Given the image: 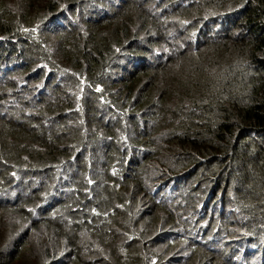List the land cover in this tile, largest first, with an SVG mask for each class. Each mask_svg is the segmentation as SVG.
Segmentation results:
<instances>
[{
  "label": "trees",
  "instance_id": "trees-1",
  "mask_svg": "<svg viewBox=\"0 0 264 264\" xmlns=\"http://www.w3.org/2000/svg\"><path fill=\"white\" fill-rule=\"evenodd\" d=\"M168 2L0 0V264H264V0Z\"/></svg>",
  "mask_w": 264,
  "mask_h": 264
},
{
  "label": "rangeland",
  "instance_id": "rangeland-1",
  "mask_svg": "<svg viewBox=\"0 0 264 264\" xmlns=\"http://www.w3.org/2000/svg\"><path fill=\"white\" fill-rule=\"evenodd\" d=\"M6 0H3V2H5ZM119 2H122V1H125V0H118ZM149 1H152L154 6L156 7V10L159 12H161L162 14L164 13H167V12H171L173 9H174V5L173 3H170L168 2V0H149ZM188 2H186V0H180L181 4H185V3H192V2H196V1H199V0H187ZM162 19H164V16H162ZM231 23L230 21L229 22H226V26H230ZM50 29H52V25L49 26ZM210 28V25H207L205 26V29L208 30ZM206 38V32L203 34L202 36V39ZM183 43V39L180 38V44L177 46V49H179L180 51L181 50H184V49H187L188 46L186 47H183L184 45H182ZM174 48V47H173ZM15 62H18V61H15ZM7 60H0V82H11V81H14L16 80V74H14V71L16 69H20L21 70H27L28 68L25 66L27 63L31 64V69H32V72H33V76H36L38 74V70H37V65L36 63H33L31 62L28 58L27 59H19V62L20 63L19 65L17 66H13L10 73L7 74L5 72V69H6V65H7ZM49 75L51 76L52 73H56L53 69L51 71H49ZM5 76H3V74H5ZM56 83L60 82L62 84H64V87H68V82L62 77L60 79H57V77L55 78L54 80ZM23 82H26L25 80ZM49 83V82H48ZM45 84L42 86V93H45V94H50L51 90H52V87L49 86V84ZM23 84V83H22ZM54 84V83H53ZM23 85H26V84H23ZM20 90V89H18ZM3 92L1 89H0V111L1 112H5V114H2V115H7L9 114V110H17L15 108L21 106V103L22 101H25V100H31L33 98H31L34 93H31L30 91H17V92H14L13 96H3ZM36 93H41V92H36ZM12 107H15L13 109H11ZM10 116V115H9ZM229 189H226L224 190L225 191H228ZM15 198V195H11L9 196V199L8 201H6V207L8 208L10 205L7 204L9 201H13ZM188 203H185L184 206H187ZM4 204L1 202L0 203V239L3 237L4 235V232H5V229H7L8 226H10L12 223H11V219L9 218V215H8V212H6L4 210V208L6 207H3ZM218 208H220L219 206H217ZM163 213L160 212L159 215H162ZM225 216L227 219H232V218H236L234 217L235 214H231L228 210L225 211ZM237 219V218H236ZM239 221V219H237ZM41 229H37V232L33 233L26 245H24L25 247H23L21 249V251L19 252V257L18 258H15V257H12L10 259H5V262L4 264H29V262H35L36 261V258H37V255H38V241L41 240V237L39 236V232ZM175 230H181L182 229L180 228V225L178 227L175 228ZM205 247H208L205 245ZM209 248V247H208ZM201 250L199 249H193L192 250V254H196V253H200ZM209 258L217 263V264H221L218 260V257L216 255H210Z\"/></svg>",
  "mask_w": 264,
  "mask_h": 264
},
{
  "label": "clouds",
  "instance_id": "clouds-1",
  "mask_svg": "<svg viewBox=\"0 0 264 264\" xmlns=\"http://www.w3.org/2000/svg\"><path fill=\"white\" fill-rule=\"evenodd\" d=\"M144 1H148V2H150V3H152L153 4V2L152 1H149V0H144ZM153 6H154V4H153ZM155 7V6H154ZM155 9H156V7H155ZM159 13L160 14H162L160 11H159ZM216 30V28H215V26H214V31ZM5 75H6V73H5ZM4 74H3V76H5Z\"/></svg>",
  "mask_w": 264,
  "mask_h": 264
}]
</instances>
